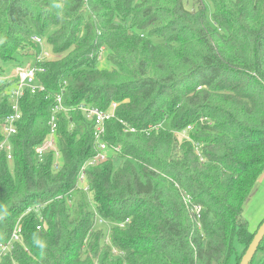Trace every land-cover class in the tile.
Returning a JSON list of instances; mask_svg holds the SVG:
<instances>
[{"label": "trees", "instance_id": "obj_1", "mask_svg": "<svg viewBox=\"0 0 264 264\" xmlns=\"http://www.w3.org/2000/svg\"><path fill=\"white\" fill-rule=\"evenodd\" d=\"M31 35L51 58L44 92L20 100L12 159L0 153V264H239L264 174V0H0V61L32 62ZM62 88L54 167L35 150ZM79 104L115 105L103 140L119 147L86 168L87 191L94 124Z\"/></svg>", "mask_w": 264, "mask_h": 264}, {"label": "built area", "instance_id": "obj_2", "mask_svg": "<svg viewBox=\"0 0 264 264\" xmlns=\"http://www.w3.org/2000/svg\"><path fill=\"white\" fill-rule=\"evenodd\" d=\"M30 42L35 45L37 49V53L34 56L33 61L27 62L24 66L17 67L13 71V78L15 79V83L13 87L8 91L9 94V105L10 112L6 114L4 119L0 122L1 128V141H0V153L6 154V159L10 161L11 152H12V144L11 138L17 133V125L21 119V111H20V100L24 96L25 92H29L31 94L43 93L44 87L40 85L37 81V73L42 71V68L39 67V64L51 58L50 52L45 47L44 39L38 35H31ZM62 93L63 88L60 93L55 96L51 114L49 117L48 125H49V133L47 139L36 148L35 152L37 158L42 160L43 156L47 152H53L55 157L54 167H57L58 164V154L57 149L55 147V136H56V128H57V114L60 112L68 113L70 109H67L62 104ZM115 105L112 104L110 112H104L99 110L95 106H88L79 104L76 106V110L82 112L87 120H90L94 124V147H95V155L89 159L84 165L81 167L78 174V189L83 191H87L88 186L85 180V170L88 167L95 166L99 163H103L107 161L112 155L119 152V147H110L107 145L104 140V129L105 122L112 118ZM74 110V109H73ZM156 128V127H155ZM189 130V128H187ZM181 137H186V133L183 132ZM59 199H62L60 196ZM69 199V198H67ZM186 202L189 204L190 201L188 197L186 198ZM189 210L199 217L200 207L199 206H191ZM102 223L101 220L98 221ZM39 229V227H37ZM20 232V225L17 224L15 226L14 231L11 234V238L9 244L7 246L2 247V254L11 247V244L18 241V234Z\"/></svg>", "mask_w": 264, "mask_h": 264}, {"label": "rangeland", "instance_id": "obj_3", "mask_svg": "<svg viewBox=\"0 0 264 264\" xmlns=\"http://www.w3.org/2000/svg\"><path fill=\"white\" fill-rule=\"evenodd\" d=\"M205 3L208 9V13H210L209 3L207 2ZM0 70H1L0 71V85H1L3 81L11 79L14 73L13 71L14 69L12 70V67L8 65L6 62L0 61ZM163 126L167 128L168 124L165 123ZM243 215L245 221L247 222L248 230L251 233H254L257 230L260 222L264 219V174L262 178L256 183V185L254 186L251 192L250 197L245 202L243 206ZM261 246L264 250V240L262 241ZM238 251L240 252L241 248H239ZM259 254L260 256H262L264 254V251L260 252ZM259 254L257 256H259Z\"/></svg>", "mask_w": 264, "mask_h": 264}, {"label": "water", "instance_id": "obj_4", "mask_svg": "<svg viewBox=\"0 0 264 264\" xmlns=\"http://www.w3.org/2000/svg\"><path fill=\"white\" fill-rule=\"evenodd\" d=\"M264 239V220L260 224V226L257 228V230L254 233V236L248 245L247 249L245 250L239 264H250L254 258V255L257 252V249L260 245V243Z\"/></svg>", "mask_w": 264, "mask_h": 264}]
</instances>
